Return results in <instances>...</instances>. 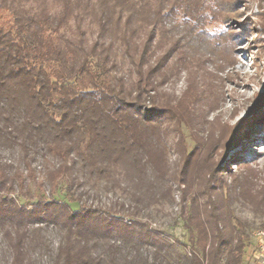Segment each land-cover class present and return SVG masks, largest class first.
I'll return each mask as SVG.
<instances>
[{
  "label": "trees",
  "instance_id": "obj_1",
  "mask_svg": "<svg viewBox=\"0 0 264 264\" xmlns=\"http://www.w3.org/2000/svg\"><path fill=\"white\" fill-rule=\"evenodd\" d=\"M213 9L0 0V264L243 263L235 211L264 207L259 191L222 178L209 136L190 151L179 136L170 161L162 123L190 126L161 89L189 72ZM166 208L190 235L181 255L151 226Z\"/></svg>",
  "mask_w": 264,
  "mask_h": 264
},
{
  "label": "rangeland",
  "instance_id": "obj_2",
  "mask_svg": "<svg viewBox=\"0 0 264 264\" xmlns=\"http://www.w3.org/2000/svg\"><path fill=\"white\" fill-rule=\"evenodd\" d=\"M206 1L215 5V21L208 17L203 35L194 37L189 72L181 71L161 89L191 109L190 126L181 133L171 119L162 120L170 127L168 159L175 161L182 149L171 146L179 136L188 151L195 142L201 145V136H209L222 178L234 183L247 175L259 191L254 200L264 204V0ZM164 212L151 226L181 255L189 250L190 235L180 218L167 208ZM235 217L249 239L242 264H262L257 234L264 233V207L239 205Z\"/></svg>",
  "mask_w": 264,
  "mask_h": 264
},
{
  "label": "built area",
  "instance_id": "obj_3",
  "mask_svg": "<svg viewBox=\"0 0 264 264\" xmlns=\"http://www.w3.org/2000/svg\"><path fill=\"white\" fill-rule=\"evenodd\" d=\"M257 236L260 238V242H261V256L260 257L262 259V264H264V233L259 232Z\"/></svg>",
  "mask_w": 264,
  "mask_h": 264
}]
</instances>
